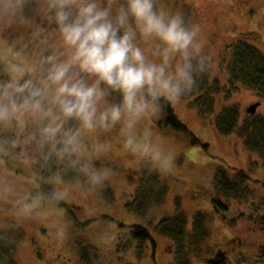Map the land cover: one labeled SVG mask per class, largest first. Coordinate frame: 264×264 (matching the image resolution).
I'll return each mask as SVG.
<instances>
[{
  "label": "clouds",
  "instance_id": "obj_1",
  "mask_svg": "<svg viewBox=\"0 0 264 264\" xmlns=\"http://www.w3.org/2000/svg\"><path fill=\"white\" fill-rule=\"evenodd\" d=\"M5 33L18 39L0 46V169L39 166L49 186L16 196L0 178L11 228L63 216L65 208L46 206L76 203L73 189L111 185L118 171L108 158L117 153L135 169L171 174L175 153L155 122L213 70L199 23L159 0H0ZM49 234L63 242L67 225Z\"/></svg>",
  "mask_w": 264,
  "mask_h": 264
},
{
  "label": "rangeland",
  "instance_id": "obj_2",
  "mask_svg": "<svg viewBox=\"0 0 264 264\" xmlns=\"http://www.w3.org/2000/svg\"><path fill=\"white\" fill-rule=\"evenodd\" d=\"M159 2L162 7L181 12L186 21L199 23L214 57L213 70L204 76L199 90L182 98L175 107L171 106L179 121L188 127L199 143L193 144L191 137L177 133L171 125H163L167 118L164 112L155 122V130L164 136L176 157L171 174L164 177L169 184L165 204L150 206L148 214L145 211L137 215L131 211L132 202L143 194L138 191V178L132 179L133 174L148 168L142 166L135 169L134 162L122 152L117 153L108 158L114 162L113 167L118 171L111 185L95 192H89L86 188L73 189L71 195L76 203L46 206L65 208L63 216L50 211L44 220L23 221L22 227L18 229L21 241L10 242L13 247L10 263L173 264L177 253L182 256L181 246L161 237L157 233L158 224L163 218L178 211L187 216L191 223L195 214L201 210L209 217L211 235L207 247L213 255L222 251L230 264H264V232L258 228L257 223L239 219L234 228L232 225L226 227L221 218L218 219L222 214L227 218L230 215L232 219L235 216L232 213L242 211L241 208L248 215L264 213V198L260 200L264 194L263 162L256 153L249 152L241 137L220 135L214 124L218 114L230 107L238 108L242 126L254 122L256 118L264 119V98L242 85L231 86L227 72L234 50L240 44L253 45L264 54V0ZM17 39L15 34H2L0 46L13 44ZM205 101H212L213 112L208 113L211 103L207 106ZM252 103H259L257 114L254 115L247 111ZM254 132L263 133V130L257 128ZM256 137L261 139L263 135ZM15 168L8 165L7 170L0 169V178L15 187L16 196L29 189L33 193L40 189L37 179L33 182L37 176L35 166L31 170ZM220 169L226 170L230 176L235 174V170L244 171L251 178L247 186L251 184L257 188L243 194L245 203L237 209H234L236 206L230 199L228 202L231 208L228 212L221 210L214 202L216 197L222 196L217 189L219 186H215V175ZM16 196L8 199H15ZM220 199L226 200L224 197ZM153 203L156 201L149 202L150 205ZM215 207H218L219 212ZM12 211V204L0 199V231L2 234L7 233L6 239L15 238L17 234L16 229L10 227L16 220ZM218 221L221 222L219 230ZM57 225H67L68 236L63 242L49 234V231L53 234L56 232ZM133 226L145 227L151 235L150 241L140 246L131 234ZM126 233L129 234L128 238ZM121 234H125L123 242L119 239ZM120 243L125 244L117 254ZM84 248L92 250L88 253L84 252ZM203 251L200 256L192 258V264H206L209 257L204 256L209 252ZM91 253L96 254L97 258H88L86 262L84 258Z\"/></svg>",
  "mask_w": 264,
  "mask_h": 264
},
{
  "label": "trees",
  "instance_id": "obj_3",
  "mask_svg": "<svg viewBox=\"0 0 264 264\" xmlns=\"http://www.w3.org/2000/svg\"><path fill=\"white\" fill-rule=\"evenodd\" d=\"M227 72L229 78L228 81L231 86L242 85L244 88H247L250 91L255 92L258 96L264 98V54L256 47L250 44H240L239 47L234 50L233 58L228 66ZM201 89L203 90V87ZM210 103L211 107H208V113L213 112L214 105L212 104V101L204 102L207 106L208 104L210 105ZM164 114L167 118L163 125L167 127L171 125V128H173L177 133L191 137L193 144L199 143V140L192 135L188 127L179 121L171 106H168L164 110ZM240 120L241 117L238 108L230 107V109L225 108L218 114L214 124L220 135H237L238 137H241L245 141L246 148L249 152L256 153L260 156L264 165V119L262 117L256 118L254 122L247 123L244 126L241 125ZM257 128L263 130V133L254 132ZM257 135H263V137L258 139L256 137ZM9 165L13 166L11 164ZM16 171L17 168H15V172ZM35 172L37 176L33 178V182L37 179L40 189L47 190L49 186L44 184L41 180V177H46L48 175L47 171L40 169L39 166H35ZM227 173L228 172L226 170L220 169L215 175V186H219L217 189L222 196L216 197L214 202L215 204H218V207L224 212H228L231 208L228 202L230 199L231 201H234V205L236 206L234 209H237L238 206L241 207L245 203L244 199H242L243 194L248 190L250 191L256 188V186L252 187L251 184L249 187L247 186V183L251 180V178L244 171L235 170V174L233 176H230ZM64 178L66 182L70 184L76 183L75 181L77 180L74 173H69ZM134 178H138L136 187L139 186L138 191L143 194L136 197L132 202L133 206H131L132 204L130 205L131 211L135 212L137 215H140L145 211L146 214H148L150 206H163L165 204L169 184L166 179L164 180V178H161L159 173L150 172L148 169H142L140 172L133 174L132 179ZM254 183L260 182L255 181ZM26 191L33 192L31 189ZM145 192L147 195H145ZM222 197L226 200H221L220 198ZM258 197H260V195H258ZM263 198L264 194L260 197V200H263ZM154 201H156V203L151 205L149 204V202ZM218 207H215L217 212H219ZM241 209L242 211L232 213L235 215L232 219L229 218L230 215H227V218L223 214L222 217H218V219L221 218V221H223L222 223L225 224L226 227L227 225H232L234 228L236 227L239 219H249L257 223V226H259L258 228L264 232V213L248 215L243 208ZM143 216L148 217L146 215ZM220 223L221 222L218 223L219 225L217 230H219ZM131 229H133L131 234L140 246L144 242L150 241L151 235L145 227L133 226ZM16 233L15 238L10 237L0 240V264H13L12 262L10 263V258L13 254V250L11 249L13 247L10 246V242L14 241L15 243H18L21 241L20 232L17 229ZM157 233L161 237L167 239L168 242H174L181 246L182 256L177 253L176 261H173V264H192V258L197 257V255L200 256L203 250H208L209 252L207 256H204L209 257L206 264H230V261L225 253L219 251L216 255L214 254V256L212 250L207 247L211 235V226H209L208 215L201 210L195 214L191 223L188 221L187 216L179 211L163 218L158 224ZM0 234H2V230L0 231ZM126 234L128 235V238L129 234ZM122 235L123 234L120 235L119 239L123 242L125 240V234L123 236ZM231 242L234 243L233 241ZM121 243L119 244L120 250L117 251V254L121 252V249L125 244ZM91 250V248H84V252L89 253ZM92 257L95 259L97 258L96 254L91 253L89 256L85 257L84 260L87 262L88 258Z\"/></svg>",
  "mask_w": 264,
  "mask_h": 264
},
{
  "label": "water",
  "instance_id": "obj_4",
  "mask_svg": "<svg viewBox=\"0 0 264 264\" xmlns=\"http://www.w3.org/2000/svg\"><path fill=\"white\" fill-rule=\"evenodd\" d=\"M258 106H259V103H256V104L250 106L248 108V110H247L248 113L253 114V115L256 114V111H257Z\"/></svg>",
  "mask_w": 264,
  "mask_h": 264
},
{
  "label": "flooded vegetation",
  "instance_id": "obj_5",
  "mask_svg": "<svg viewBox=\"0 0 264 264\" xmlns=\"http://www.w3.org/2000/svg\"><path fill=\"white\" fill-rule=\"evenodd\" d=\"M254 104H256V103H252V104H250V106H252V105H254ZM250 106H249V107H250ZM249 107H248V108H249ZM247 110H248V109H247Z\"/></svg>",
  "mask_w": 264,
  "mask_h": 264
}]
</instances>
